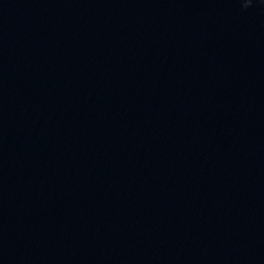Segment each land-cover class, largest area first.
Listing matches in <instances>:
<instances>
[{
    "label": "water",
    "instance_id": "95a60500",
    "mask_svg": "<svg viewBox=\"0 0 264 264\" xmlns=\"http://www.w3.org/2000/svg\"><path fill=\"white\" fill-rule=\"evenodd\" d=\"M0 264H264V148L94 201L2 251Z\"/></svg>",
    "mask_w": 264,
    "mask_h": 264
},
{
    "label": "clouds",
    "instance_id": "9594fccd",
    "mask_svg": "<svg viewBox=\"0 0 264 264\" xmlns=\"http://www.w3.org/2000/svg\"><path fill=\"white\" fill-rule=\"evenodd\" d=\"M243 8L247 9L252 6L253 0H241Z\"/></svg>",
    "mask_w": 264,
    "mask_h": 264
}]
</instances>
